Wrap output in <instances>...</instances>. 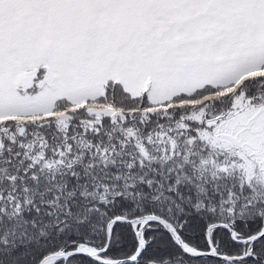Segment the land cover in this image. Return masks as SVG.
<instances>
[{"label": "snow or ice", "instance_id": "snow-or-ice-1", "mask_svg": "<svg viewBox=\"0 0 264 264\" xmlns=\"http://www.w3.org/2000/svg\"><path fill=\"white\" fill-rule=\"evenodd\" d=\"M0 264H264V0H0Z\"/></svg>", "mask_w": 264, "mask_h": 264}]
</instances>
